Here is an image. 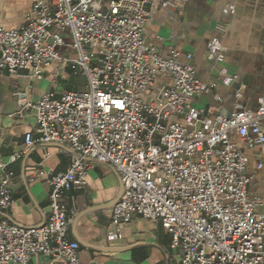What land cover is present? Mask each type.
I'll return each instance as SVG.
<instances>
[{
    "label": "built area",
    "instance_id": "1",
    "mask_svg": "<svg viewBox=\"0 0 264 264\" xmlns=\"http://www.w3.org/2000/svg\"><path fill=\"white\" fill-rule=\"evenodd\" d=\"M187 0H166L176 9ZM158 0H36L19 29L0 24V75L44 78L43 68L82 74L83 91H50L31 107L39 139L29 133L26 147L66 144L74 155L64 172L39 171L51 187L48 222L22 227L0 221V264H82L80 246L68 237L72 221L65 195L83 189L96 163L118 173L123 194L111 208L107 239L116 242L137 218L159 224L172 238L180 264H264V199L253 190L260 162L250 172L249 150L264 156V99L256 111L235 95L229 117L209 116L193 106L216 84L197 76L193 55L164 56L145 35L149 7ZM234 14L235 5L224 10ZM225 35L227 26L218 25ZM71 49L77 58L61 53ZM221 39L207 44V59L225 61ZM224 86L238 82L218 70ZM170 82L161 97H145L159 80ZM21 101L23 96L18 93ZM215 100L223 103V97ZM21 153L0 159V210L14 204L11 166Z\"/></svg>",
    "mask_w": 264,
    "mask_h": 264
},
{
    "label": "crops",
    "instance_id": "2",
    "mask_svg": "<svg viewBox=\"0 0 264 264\" xmlns=\"http://www.w3.org/2000/svg\"><path fill=\"white\" fill-rule=\"evenodd\" d=\"M36 0H0V24L7 29L19 30L26 23ZM54 4L55 0H47ZM111 0H105L109 2ZM158 4L149 7V23L145 30L147 43L164 56L181 54V64L187 55H193L197 76L215 83L213 90L193 101V106L209 116L229 117L234 110L235 95L242 89L243 104L256 111L264 99V0H187L176 9ZM235 5V13H226L228 5ZM218 25L227 26L225 35L217 31ZM221 39L227 47L225 61L216 64L207 59V44ZM64 55L74 53L62 49ZM71 51V52H70ZM58 63L43 68L42 80L30 77V71L17 76L0 75V159L21 153L11 166L15 173L11 184L14 204L0 210V221L22 227H36L49 221L51 187L47 176L35 178L37 172L60 173L66 171L74 155L66 144H40L27 148L25 137L31 133L39 139L34 110L26 104H36L50 91H83L88 81L82 74L71 71L59 78L54 71ZM228 69L238 82L230 87L222 84L218 70ZM159 80L145 97L159 98L169 84ZM23 96L21 101L17 94ZM223 97L218 103L215 97ZM236 142L250 159L251 173L264 156L258 150H249L238 137ZM1 182V171H0ZM253 190L264 199V168L257 172ZM123 194L121 179L111 165L96 163L90 171L86 186L69 191L65 203L72 219L68 237L80 246L82 264H180V255L171 248L172 238L159 224L137 217L124 230L123 238L116 242L107 239L111 229V208ZM37 264L45 259L37 257Z\"/></svg>",
    "mask_w": 264,
    "mask_h": 264
},
{
    "label": "rangeland",
    "instance_id": "3",
    "mask_svg": "<svg viewBox=\"0 0 264 264\" xmlns=\"http://www.w3.org/2000/svg\"><path fill=\"white\" fill-rule=\"evenodd\" d=\"M70 52H71V51H70ZM61 53L63 54V51H62V50H61ZM72 56L75 57V58L78 57L77 54H75V53H73ZM72 91H73V90H72Z\"/></svg>",
    "mask_w": 264,
    "mask_h": 264
}]
</instances>
